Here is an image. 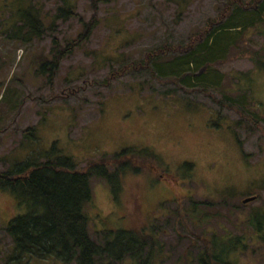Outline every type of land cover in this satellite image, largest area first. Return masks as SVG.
Instances as JSON below:
<instances>
[{"label": "rangeland", "instance_id": "rangeland-1", "mask_svg": "<svg viewBox=\"0 0 264 264\" xmlns=\"http://www.w3.org/2000/svg\"><path fill=\"white\" fill-rule=\"evenodd\" d=\"M68 1L74 14L63 19L55 17L62 0H0V173L36 158L44 161L46 156L72 157L83 169L103 156L128 148L139 153L148 147L161 158L151 173L139 171L136 176H114L111 181L90 179L92 199L84 212L91 236L97 239V232L156 220L153 223L160 227L166 248H173L171 257L175 259L189 239L179 240L172 229L171 212L177 209V199L190 195L215 203L210 209L215 219L205 224L211 232L239 235L246 231L248 249L230 260L264 264V246L255 241L245 223L246 214L261 202L242 203L256 195L264 199V122L259 120L264 116V68L258 70L248 56L238 53L244 49L264 55V20L241 34V29L228 32L226 48L218 53L211 70L189 68L207 72L194 87L204 88L216 98H234L237 90L244 89L253 114L242 118L202 92L176 88L146 70L103 85L111 69L138 61L151 49L164 43L185 45L194 32L222 12L228 0ZM29 6L39 9L45 27L37 37L18 28V12ZM93 16L98 21L92 33L62 58L51 75L45 61L50 58L52 38L66 45ZM243 35L246 39L242 40ZM175 56L169 54L160 61ZM217 71L223 79L214 87ZM240 72L249 73L250 78L239 79ZM216 112L240 122L236 139L227 128L208 125V117ZM32 127V134L23 135ZM186 164L191 167L187 175ZM161 169L166 174L158 172ZM235 204L246 206L243 214H238L242 209L235 213L238 210L231 208ZM26 212L15 195L0 190V264H62L14 252L4 228Z\"/></svg>", "mask_w": 264, "mask_h": 264}, {"label": "trees", "instance_id": "trees-1", "mask_svg": "<svg viewBox=\"0 0 264 264\" xmlns=\"http://www.w3.org/2000/svg\"><path fill=\"white\" fill-rule=\"evenodd\" d=\"M62 1L63 6L58 7L55 17L65 19L73 16V4L68 0ZM17 15L20 23L18 28H26L31 36L37 37L45 31L39 9L35 6H29ZM261 20H264V0H228L223 4L222 12L209 19L204 29L194 32L185 45L164 43L151 49L142 59L125 62L111 69L103 85L108 86L113 79L146 70L161 82H171L182 90L189 88L190 92L200 91L220 107H227L242 118H251L253 113L244 89L237 90L234 98L227 95L221 99L216 98L204 88L197 90L194 87L202 77L206 78L207 72L202 69L191 72L189 68L206 66L207 71L211 70L213 64L218 62V53H223L226 48L228 32L241 29V34ZM97 21L93 16L82 25L77 37L66 45L62 46L56 37L52 38L48 53L50 58L45 61L51 67V75L57 70L62 58L92 33ZM244 35L242 40L246 39ZM29 39L27 37L24 40L26 42ZM238 53L240 56H248L258 70L264 68V55L253 50L244 52V49H239ZM169 54L176 56L174 59L169 57L168 60L160 61ZM240 74L239 79L250 78L249 73ZM214 78V87L219 86L223 74L217 71ZM224 89L230 91L227 87ZM163 95L170 96L169 93ZM259 118L264 122V116ZM207 123L214 128H227L236 139L239 121H229L216 112L210 114ZM33 131L32 127L22 133L32 134ZM155 164H161L160 156L148 147H143L139 153L134 148H128L114 155L103 156L90 161L83 169L78 167L72 157L50 159L46 156L44 161L36 158L0 173V190L15 195L18 203L25 204L28 209V212L16 216L4 228L12 241L14 252L35 260L54 259L62 264H120L125 260L131 264H235L230 256L241 254L249 247L246 231L239 235L211 232L205 224L215 219L210 212L215 203L195 200L190 195L177 199V209L171 212L172 229L179 240L189 239V243L175 259L171 257L174 254L173 248H166L160 236V227L153 223L156 220L133 228L97 232V239L91 236L89 219L84 212L85 206L92 199L90 179L111 181L114 176L126 178L136 176L139 171L151 173ZM186 165L187 175L191 167ZM164 170L158 172L166 174ZM176 176L180 177V174ZM182 200H186L187 205H182ZM255 200L261 203L246 214L245 223L255 241L264 246V199L256 195ZM220 203L223 206L227 204L225 201ZM245 207L235 204L231 208L238 210L235 213L242 209L238 214H243Z\"/></svg>", "mask_w": 264, "mask_h": 264}, {"label": "water", "instance_id": "water-1", "mask_svg": "<svg viewBox=\"0 0 264 264\" xmlns=\"http://www.w3.org/2000/svg\"><path fill=\"white\" fill-rule=\"evenodd\" d=\"M254 200H255V197H253V196L252 197H247V198L242 200V203L243 204H247V203H250V202H252Z\"/></svg>", "mask_w": 264, "mask_h": 264}]
</instances>
